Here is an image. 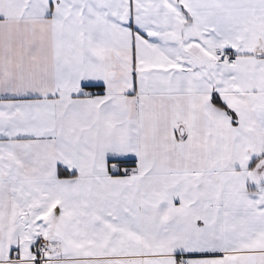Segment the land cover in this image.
I'll use <instances>...</instances> for the list:
<instances>
[{
	"label": "snow or ice",
	"instance_id": "6c2138e0",
	"mask_svg": "<svg viewBox=\"0 0 264 264\" xmlns=\"http://www.w3.org/2000/svg\"><path fill=\"white\" fill-rule=\"evenodd\" d=\"M0 264H264V0H0Z\"/></svg>",
	"mask_w": 264,
	"mask_h": 264
}]
</instances>
